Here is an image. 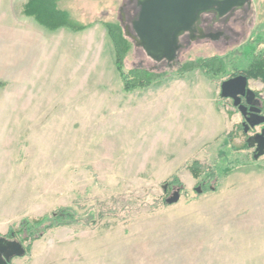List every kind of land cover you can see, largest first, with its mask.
I'll return each instance as SVG.
<instances>
[{
  "label": "rangeland",
  "instance_id": "374dc122",
  "mask_svg": "<svg viewBox=\"0 0 264 264\" xmlns=\"http://www.w3.org/2000/svg\"><path fill=\"white\" fill-rule=\"evenodd\" d=\"M252 1L238 43L182 55L181 64L222 57L216 83L201 70L173 76L133 45L127 69L171 74L126 95L104 30L52 34L22 15L27 0H0V238L60 208L96 213L25 242L29 253L12 264H264V156L254 158L253 134L220 96L235 56L264 52V0ZM122 3L61 7L78 22H115ZM249 87L264 99L261 81ZM194 161L209 170L199 179ZM176 178L182 187L166 184Z\"/></svg>",
  "mask_w": 264,
  "mask_h": 264
},
{
  "label": "trees",
  "instance_id": "16d2710c",
  "mask_svg": "<svg viewBox=\"0 0 264 264\" xmlns=\"http://www.w3.org/2000/svg\"><path fill=\"white\" fill-rule=\"evenodd\" d=\"M63 1L64 0H27L22 6V15L34 19L36 23L51 33L61 29H66L73 33H82L89 30L97 23H100L107 30L113 44L115 68L120 78L122 90L126 95L138 91H147L155 82L166 80L171 74L167 72L158 73L142 67L127 69L126 60L135 43L126 36L121 20L115 22L98 21L94 23L78 22L68 10L61 7ZM253 36H256V33ZM259 36L262 41H264V32L262 33L261 31ZM243 50L244 49L241 48L240 52H243ZM242 55L243 56L236 55L234 58L235 61H232L233 73L230 78L244 75L249 80H258L264 84V52H254L248 57L244 54ZM226 67L227 63L222 57L199 58L197 60H189L182 64L175 70L176 74L173 76L182 77L196 70H201L207 80L211 83H216L220 77L222 78L224 77L223 75L226 74ZM238 129L244 132L242 125ZM189 169L197 179L209 171L204 168L199 161H194L189 166ZM166 184L170 186L179 185L182 187L178 178L174 179L170 184ZM199 186L201 188V193H203V191H205L204 189L209 187V184L208 182L202 181ZM196 193L201 194L198 191ZM167 205L168 203L166 202V206ZM100 218L102 217L100 216ZM98 219L97 217V220ZM83 221L95 223L96 213L90 211L84 216H81L73 208H60L40 219H25L19 229L16 230L14 227H11L6 238L12 241H18L21 244L28 241L34 242L41 240L48 231L80 225ZM26 249L28 254L30 247Z\"/></svg>",
  "mask_w": 264,
  "mask_h": 264
},
{
  "label": "water",
  "instance_id": "95a60500",
  "mask_svg": "<svg viewBox=\"0 0 264 264\" xmlns=\"http://www.w3.org/2000/svg\"><path fill=\"white\" fill-rule=\"evenodd\" d=\"M240 0H141L140 12L132 24L134 35L129 28L125 29L127 37L133 40L135 46L141 48L149 59L155 63L167 62L169 67L177 64L180 38L192 33L201 17L216 13L219 16L227 14ZM222 99L232 100L234 107L245 117L244 132L264 124V117L256 103V93L249 87V79L236 76L226 80L221 85ZM246 97L251 105L250 115L248 108L242 105V98ZM253 118H260L254 121ZM250 148H255L254 158L259 160L264 156V130L247 139ZM179 195L167 201L168 204L178 202ZM26 255V248L18 241H9L0 238V264H11L16 257Z\"/></svg>",
  "mask_w": 264,
  "mask_h": 264
},
{
  "label": "flooded vegetation",
  "instance_id": "af4514ba",
  "mask_svg": "<svg viewBox=\"0 0 264 264\" xmlns=\"http://www.w3.org/2000/svg\"><path fill=\"white\" fill-rule=\"evenodd\" d=\"M140 1L141 0H123L122 8L120 10V20L122 22V25L124 26V29L129 28L131 34L133 35L134 32L132 30V24L137 19L140 12ZM252 2V0H240L231 8V10L227 14L223 16H219L216 13L203 15L200 22L194 27V31L192 33H187L180 38V61H178L177 64L173 65L172 67H169V64L167 62L156 64L166 65V67H168L169 69H177L183 64H181L182 55L190 51L192 47L196 45L202 43L217 45L222 43V46H220V48L223 47L225 50H227L232 45V43H238V41L242 39V36L245 32V22L253 12ZM250 102L256 103L258 105V108L261 110L260 115L264 117V99L260 96V94L256 93L255 99H251ZM242 105L248 108L249 116L251 105L248 104L246 97L242 98ZM238 113L242 118L241 125L244 128L247 117L243 116L239 111ZM253 120L257 121L260 120V118H253ZM263 130L264 124L250 129L247 135L253 134L252 136H255L257 134H261ZM252 136L249 135L248 138ZM250 149H252L253 154H255V148Z\"/></svg>",
  "mask_w": 264,
  "mask_h": 264
},
{
  "label": "crops",
  "instance_id": "0c3cea01",
  "mask_svg": "<svg viewBox=\"0 0 264 264\" xmlns=\"http://www.w3.org/2000/svg\"><path fill=\"white\" fill-rule=\"evenodd\" d=\"M104 27L100 24V23H97L95 26H93L92 28H90L89 30H87V31H85V32H82V33H73V32H71V31H69V30H66V29H61V30H59V31H57V32H54V33H52V34H57L58 32H65L64 33V35H66L67 36V34H68V36L70 35L69 33H71V34H75L76 36H83L84 34H93L94 36H97V34L99 33V32H101L102 33V31H100L101 29L102 30H104V35L106 36L105 37V39H108L109 38V35H108V32H107V30L104 28ZM46 30V29H45ZM67 31L69 32V33H67ZM51 33V32H50ZM71 36V35H70ZM72 38H73V36H72ZM111 41V40H110Z\"/></svg>",
  "mask_w": 264,
  "mask_h": 264
}]
</instances>
